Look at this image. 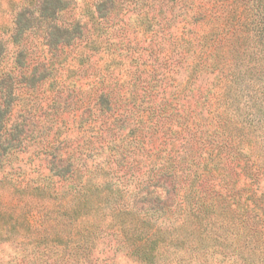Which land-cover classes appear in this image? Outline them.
Instances as JSON below:
<instances>
[{
    "label": "rangeland",
    "instance_id": "1",
    "mask_svg": "<svg viewBox=\"0 0 264 264\" xmlns=\"http://www.w3.org/2000/svg\"><path fill=\"white\" fill-rule=\"evenodd\" d=\"M38 2L0 0V264H264V0H63L69 45L13 46Z\"/></svg>",
    "mask_w": 264,
    "mask_h": 264
},
{
    "label": "trees",
    "instance_id": "2",
    "mask_svg": "<svg viewBox=\"0 0 264 264\" xmlns=\"http://www.w3.org/2000/svg\"><path fill=\"white\" fill-rule=\"evenodd\" d=\"M66 6L63 0H39L33 9H29V7L21 9L14 17V28L9 37V42L16 46L25 32L34 30L41 32L43 43L49 49L69 45L74 39V33L76 34L77 32V26H73L71 29L69 27H61L56 23L59 13ZM6 46V42L0 39V64L4 59L7 50ZM13 64H19L17 57ZM7 78L12 79L9 75H7ZM12 91V83L5 87V84L0 81V96L3 98L0 103V165L12 154L20 150L26 140V135L21 125H8Z\"/></svg>",
    "mask_w": 264,
    "mask_h": 264
}]
</instances>
